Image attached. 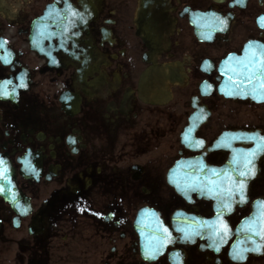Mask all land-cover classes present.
<instances>
[{
  "label": "flooded vegetation",
  "instance_id": "flooded-vegetation-1",
  "mask_svg": "<svg viewBox=\"0 0 264 264\" xmlns=\"http://www.w3.org/2000/svg\"><path fill=\"white\" fill-rule=\"evenodd\" d=\"M262 59L264 0H0V264H264Z\"/></svg>",
  "mask_w": 264,
  "mask_h": 264
},
{
  "label": "water",
  "instance_id": "water-1",
  "mask_svg": "<svg viewBox=\"0 0 264 264\" xmlns=\"http://www.w3.org/2000/svg\"><path fill=\"white\" fill-rule=\"evenodd\" d=\"M262 142L263 143L255 147L247 154L256 156L257 154L264 152V141ZM174 172H186V175L188 176L186 179H170L171 184L179 191L188 187L199 194L204 193L211 196L216 194V186L214 185L212 179H202L198 177L201 173H212L214 170L206 165L201 166L198 158L185 159V161L177 164Z\"/></svg>",
  "mask_w": 264,
  "mask_h": 264
},
{
  "label": "snow or ice",
  "instance_id": "snow-or-ice-1",
  "mask_svg": "<svg viewBox=\"0 0 264 264\" xmlns=\"http://www.w3.org/2000/svg\"><path fill=\"white\" fill-rule=\"evenodd\" d=\"M250 64L252 63L251 61L249 62ZM245 68L247 69V72L244 74V77L248 82H251L253 77L256 75V73H259L260 75H264V59H262L258 64H253L252 67H248V65H245ZM259 78V77H256ZM10 83V82H9ZM3 95H8L9 93L7 91L0 93ZM241 175H244V173H241ZM241 200H243V182H241ZM218 250V249H217ZM248 249H243L241 251L236 252L233 255L234 259H244L245 257L243 256V251H247ZM253 251H258L259 249H252ZM147 256V253H146ZM154 258V257H153Z\"/></svg>",
  "mask_w": 264,
  "mask_h": 264
}]
</instances>
